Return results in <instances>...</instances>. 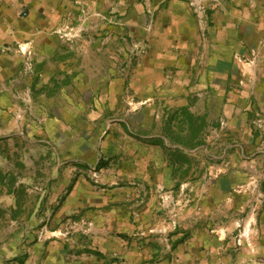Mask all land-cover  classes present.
Masks as SVG:
<instances>
[{
  "label": "crops",
  "instance_id": "crops-1",
  "mask_svg": "<svg viewBox=\"0 0 264 264\" xmlns=\"http://www.w3.org/2000/svg\"><path fill=\"white\" fill-rule=\"evenodd\" d=\"M83 10L86 54L64 36ZM129 40L144 54L126 87L113 77ZM77 69L110 83L77 89ZM255 112H264V0H0V207H10L0 264H264ZM50 144L62 161L41 170L38 207L52 216L18 213L14 155L54 159ZM95 168L98 184L88 180ZM76 212L93 224L92 252H68L60 230H21ZM244 222L250 236L237 248ZM145 229L154 234L132 239Z\"/></svg>",
  "mask_w": 264,
  "mask_h": 264
},
{
  "label": "rangeland",
  "instance_id": "rangeland-1",
  "mask_svg": "<svg viewBox=\"0 0 264 264\" xmlns=\"http://www.w3.org/2000/svg\"><path fill=\"white\" fill-rule=\"evenodd\" d=\"M71 23H72L71 27L73 28V32H77L76 37L73 39H77V44L80 46V48H82L81 49L82 52H84L85 54L88 53L92 49V46L90 45V40L93 37L92 29L90 27L91 24L89 20V15L88 14L82 15L81 13L80 16ZM122 54H123L124 59H117L118 61L115 62L116 63L115 68L117 69V73L113 77V81L114 82L122 81L124 83L123 84L124 86L129 87L131 83L132 74L134 73V70L136 68L137 63L139 62L140 57L142 56V54H144V49L141 46H138V47L133 46L132 41L129 40V48L125 47ZM80 65H81V62L77 63L78 68L80 67ZM88 65L89 64H85L84 70L89 68ZM79 70L80 69H77V89L78 88L87 89L89 87L94 88L95 86H98L100 89L104 87L106 83L108 85L110 83V79H105L101 77L102 75H99L98 76L99 78H96V79L92 77L80 78L81 72H84V71H79ZM85 98L86 97L83 96L84 101L88 103L90 100H86L87 98L86 99ZM92 108L93 107L91 105L90 107L87 106L85 107V110H87V112L85 110L84 112L88 115V113L91 112ZM254 115L255 116H253L252 118L254 130H257L260 135H263L264 134V122H262V119H264V112H255ZM118 116L119 115L115 114L109 117L114 118ZM131 129H132L131 134L133 135L139 132L136 124L131 125ZM152 129L154 130V128ZM152 129H149V127H146L147 131L152 130ZM49 147H50L51 156L52 158L54 157V159H49L50 157L49 158L46 157L45 159H42V158L28 159L26 162L24 159L21 160L20 156L17 157L16 155H14V160L12 163H14L16 166L17 174L16 175L13 174L12 176L10 177L7 176V177L10 180V183H12V186H15V194L17 195L16 203L17 201L18 203H21V206L17 207L18 213H22V214L34 213L36 216H38L39 214V217H45V216L51 217L52 216L51 209L43 210L41 207H38V203L39 201H41L42 196H45L47 194V191L45 192V190H42V188H44L43 186H45V182H48L47 174L43 173L41 170H44L47 167L53 168L57 165L58 161L60 162L62 161L61 158H59L58 160V155H57L58 152H57L55 145L50 144ZM52 152L54 154H52ZM43 176H45L46 178H43ZM48 177H50V180H51L52 178L51 175H48ZM88 180L90 182H94L95 184H98L97 182H100V174L97 172L96 168L93 169L91 173H89ZM132 180L133 178L129 179L130 182H134ZM120 182L121 181H118V184L116 183L113 185L118 186L119 184H121ZM187 199L190 200V197L187 196ZM162 200H160L161 201L160 203L162 204L161 212H164V214L166 215V220H169L170 203L168 202L167 198H164ZM6 204H8V201L6 202ZM9 208L10 207L8 205L6 207H0V215H1L0 225L2 227L7 226V223L5 221H6L7 214L9 213ZM129 209L133 210L132 207H130ZM33 222L23 223V229L21 228L20 229L22 231L26 230L30 232L33 229L42 230L43 227H45L44 230L51 231V232L52 231L57 232L58 230H60L58 231V233H56V235L65 240V247L68 252L77 251V246H80V245L82 246V250H86L87 252L93 251L91 248H94L95 245L93 244V242H90L89 237L86 236L87 234L91 233V228L93 227V224L90 220L84 219V218L80 219V222H77V212L71 215L70 217H68V219L63 222L62 226H59L60 224H57V223H52L51 221L48 223L44 222V224H41L42 222L40 223L39 222L33 223ZM244 223H240V224L244 225ZM18 227H22V226L19 224ZM239 229H242V227H239ZM142 231H145V232H143L142 234L140 230L138 232L135 231V233L132 235V239L134 240L140 237L138 239V242H140L141 239L147 238L149 233L154 234L152 233L153 231H148V229L147 230L145 229ZM77 232L81 233V237L77 236ZM236 234L237 233H234L233 235L234 237L232 239L233 242L234 240H236L238 236V235L236 236ZM238 234H239V231H238ZM77 237H78V240H77ZM233 246H237L235 245V242Z\"/></svg>",
  "mask_w": 264,
  "mask_h": 264
},
{
  "label": "built area",
  "instance_id": "built-area-1",
  "mask_svg": "<svg viewBox=\"0 0 264 264\" xmlns=\"http://www.w3.org/2000/svg\"><path fill=\"white\" fill-rule=\"evenodd\" d=\"M25 13L22 12L21 15H24ZM87 14L84 10L82 11V15ZM77 35V32H73V28L71 25H68V31L65 32V35L67 38H75ZM242 85H244V82H240ZM262 122H264V119H262ZM239 227H242V229L239 231V234L234 240L236 247H241L244 244V241H248V238L250 236V229L249 226L244 223V225L239 224Z\"/></svg>",
  "mask_w": 264,
  "mask_h": 264
},
{
  "label": "trees",
  "instance_id": "trees-1",
  "mask_svg": "<svg viewBox=\"0 0 264 264\" xmlns=\"http://www.w3.org/2000/svg\"><path fill=\"white\" fill-rule=\"evenodd\" d=\"M97 255H101L100 252H97Z\"/></svg>",
  "mask_w": 264,
  "mask_h": 264
}]
</instances>
